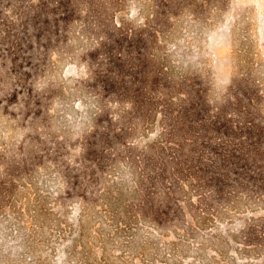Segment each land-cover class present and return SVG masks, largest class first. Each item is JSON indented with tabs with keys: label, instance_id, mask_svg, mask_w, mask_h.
<instances>
[{
	"label": "rangeland",
	"instance_id": "obj_1",
	"mask_svg": "<svg viewBox=\"0 0 264 264\" xmlns=\"http://www.w3.org/2000/svg\"><path fill=\"white\" fill-rule=\"evenodd\" d=\"M62 2H68L72 11L66 4L56 8L52 0H0L4 4L0 7V264H195L194 256L209 262L214 251L206 249L214 237H220L214 250L232 253L230 264H264V240L256 233L264 225V179L256 181L264 178V0ZM101 4L109 18L102 33L98 17H89L92 13L87 11L100 10ZM23 14L29 19L26 29L20 21ZM114 14L120 29L112 24ZM45 19L54 20L55 33L43 27ZM103 34L109 48L119 51L120 60L99 67L91 57L95 54L100 60L97 42ZM146 57L150 62L144 74L127 76L133 64ZM155 78L161 80L160 97L171 93L175 102H193L186 106L187 114L199 117L200 129L211 130L209 136H201L199 149L210 148L205 158L213 163L204 167L223 176V184L214 183L217 188L238 180L257 184L258 192L250 189L248 194L258 196L252 203L254 212L232 217L224 224L225 234L216 226L211 231L193 230L195 220L188 215L196 212L172 202L171 209L179 216L168 222L165 215L155 220L159 236L140 227L136 239L126 244L128 236L115 234L112 219L103 217L98 208L106 192L126 188L131 179L120 174L113 155L130 157L125 142L132 137L119 136L138 123L137 113L132 105L134 113L124 116L128 109H121L122 116L116 117L115 104L155 99V86L150 84ZM91 79L101 80L105 87L100 100L106 113L102 120L91 122L103 133L98 144L89 138L95 127L87 126L94 102L85 86ZM106 81L117 84L115 92H107ZM143 81L149 83L146 91ZM130 86L133 101L127 95ZM156 106L150 101L143 108L150 112ZM164 113L156 121L149 116V122L138 127L134 136H142L141 146L157 135L150 134L155 129L150 126L160 128L168 120ZM217 139L228 147L215 149ZM88 144L98 146L103 154H94ZM239 148L230 153L237 156L238 164L230 156L221 157L224 150ZM125 170L130 172L128 167ZM8 176L17 182L2 184ZM79 201L80 216L74 208ZM249 218L260 245L234 254V246L222 237ZM171 225L185 229L195 240L190 244L178 240Z\"/></svg>",
	"mask_w": 264,
	"mask_h": 264
},
{
	"label": "trees",
	"instance_id": "obj_2",
	"mask_svg": "<svg viewBox=\"0 0 264 264\" xmlns=\"http://www.w3.org/2000/svg\"><path fill=\"white\" fill-rule=\"evenodd\" d=\"M52 1L56 4V8H61V4H66V6H68V2L64 3L62 0ZM0 7H4V4L0 3ZM68 9L72 11V8L69 6ZM99 9L100 10H96L94 12H91L90 9H87V11L88 13H92L89 14V17H98V25H101L100 32L102 33L105 22L109 21L107 20L109 18H107L108 11L106 5L103 6V4H101ZM117 18L116 14L112 16V19H114L112 24L114 28L120 29L121 25ZM47 19L43 20L45 21L43 27L47 31L51 32V21L54 20ZM20 21L24 24L26 29L29 25V19H27L23 14V18ZM17 24L18 23L16 22L15 26L19 27ZM25 29L23 28L21 30L22 36L24 35ZM52 33H55V30H52ZM97 44V48L102 53H100V60L97 59V56L95 57V54L91 57V59H93L97 64L96 66L102 67L107 64L110 65V60H120L118 56L119 51L115 48H109L111 44L104 34L103 37L99 39ZM94 50L95 48H93V51ZM149 62L150 60L146 57V59H143L142 63H134L133 67H131V70L133 69L132 72L128 73L127 76L131 73L135 74L136 77L137 73L144 74V66L145 64H149ZM138 67H141V71H139ZM108 74L111 76L112 71L108 70ZM118 78L121 79V75L118 76ZM142 78L143 77H141V79ZM112 81L114 82V80ZM160 81L161 80L159 78H155V81L150 82V84L155 86V99L142 100L137 104L131 101L115 104L117 108V111L115 112V115H117L116 117L122 116L121 109H128V111L124 113V116L125 114L134 113V111L137 113L135 121H138V123H134L133 126L126 128L124 131L120 128L123 133L120 134L119 139L132 137V140H126L125 142L130 157L126 158L124 155L116 157L113 155V160H116L115 165H118L120 174L126 176L128 179H131L130 181H126L128 183L126 188L123 187L117 189V191H113V189H111V192H106L103 196V199L106 202L103 200L102 204L98 205V208L104 212L103 217L107 215L112 219L111 224L115 226L113 230L115 234H122V236L125 237L128 236L127 239L129 241L127 240L125 242L126 244H129L133 238L136 239L140 227L148 228L154 235L159 236L156 229L159 226H155V220L160 219V217L163 218L165 215V222H168L172 220L173 216H179L178 211H173L171 209L172 202L186 204L190 210H194L196 212L194 215H191L189 212L188 215L193 221L195 220L193 227H190L193 230L206 227L207 231H211L216 226L220 232L225 234L226 229L224 230V224H227L234 216L245 215L248 213L252 214L255 208L252 203L258 198L257 195L254 197H250V195H248L251 191H253L250 189H255L254 191L258 192V188H256L257 184L250 186L248 183L244 182V180L233 182L230 180V176H227V181L224 183L228 185L231 181L232 184L230 186L217 188L218 185L214 183L218 180V184H223V176H220L219 174L217 177V175L209 171L208 167H204L213 163V161H209L205 158V155H207L208 151H210V148L208 150H205L204 148L199 149V144L202 142L201 136H209V134H211V130L209 128H204L205 130L201 128L202 132L197 124L199 117L193 113L187 114L186 106L189 104L192 106L193 102H188L187 104L182 102V100L175 102L174 100H176V98L171 93H161L162 96L160 97V92L158 91ZM113 82L106 81V87H108L107 92H115L117 84L115 86ZM103 84H101V80L100 82H95L94 79H91V81H89V83L85 86L89 92V96L92 97L94 102L90 108V119L87 121V126L89 128L95 127V132L93 133L94 136H89V138L94 137V144H98V140H100L103 135L100 128L96 124L91 123L102 120L103 115L106 113V111L103 110V104L105 102L100 100L101 96L104 98L105 95V87ZM148 84L149 83L144 81L141 82L143 87L142 90L146 91ZM175 85L176 84L173 82L172 86ZM130 88L131 89L128 91L127 95L128 98L133 101L131 95L134 87L130 86ZM49 99H51V96L48 97V100ZM150 101H154L156 105L158 104V107L156 106V108L154 110H150V112L146 110L144 111V104ZM159 102L162 103L160 104ZM132 105L134 111L132 110ZM160 107V112L163 110L165 112L164 116L168 120L164 121L160 128H158L157 124L150 126L155 128L150 134H154L155 131V134L157 135L154 139L148 142V145L141 146L145 143L142 142V136L138 138V135L137 137L134 135L138 133L139 126L149 122V116H153L152 120L156 121V119H158V116L161 114L157 109ZM191 110L195 113L196 108H191ZM96 130H98L99 133ZM89 133L91 134V132ZM108 134L109 136H112L111 132H108ZM89 140L90 139H88V143ZM84 145L87 146L86 144ZM214 145L215 149L228 147L225 145L224 141L219 139L214 142ZM89 150L94 152L96 155L102 153V150L95 145H90ZM112 150L113 148H110V151ZM238 150H240V148L235 150L232 149L230 152H226V150H224L223 153L225 154L221 155V157H228L230 156V153H234ZM138 152L140 154L141 162L138 160ZM230 158L234 159L233 163L238 164V160L236 162V159L238 158L235 154H232ZM117 159L120 162V166ZM214 160H216V158H214ZM141 163H143V165H141ZM115 165H112L110 169H114ZM121 167L124 169L125 173L122 172L123 170H121ZM127 167L130 169L128 174L127 170H125ZM113 176L116 180L117 177L115 175ZM133 177L136 179L132 180ZM122 179L123 178H121V180ZM259 179L263 180L264 178H256V181H259ZM17 180L18 179L15 178L9 179L8 176L6 180L2 181V184H6V182L14 183L17 182ZM161 184H164V187H162ZM245 197L247 200L245 199L243 206H238V203H240V201H242ZM222 199H225L226 201ZM121 205L122 209H120ZM74 208L75 210H78L79 215L82 211V201L74 204ZM250 220L251 219L249 218L248 221L246 220L243 224H238V226L234 229L235 231L231 232L234 235L226 233V235L222 237V240H224L226 244L230 245V247L231 244L234 246V254H236L235 251H238L241 248L248 249L257 247L260 245V242L258 241L264 240V225L259 227L256 231L258 234L257 236L261 238V240H258L250 228L251 226H255L254 224L249 223ZM76 221L78 223L77 226L81 224L78 218ZM72 226L75 229L76 225ZM171 226L174 228L175 232H178V240L188 242V244H190L192 240H195V237L190 236L185 229L183 231V229L179 226ZM80 228L82 230V225H80ZM182 231L183 234L180 233ZM237 236H240V238L236 239ZM243 237L250 240L246 242ZM219 238L214 237L211 242L213 245L210 249H206V252H209V250L214 251L212 252L213 255L209 262H206L203 259L198 260L196 259L197 257L194 256L193 260L195 264H215L213 260L221 261L222 263L220 264H228L227 262L230 264V262H232L231 257H229L232 253H227V251L223 252L222 250L221 252H218V250L213 249L217 245L215 243L220 240Z\"/></svg>",
	"mask_w": 264,
	"mask_h": 264
}]
</instances>
